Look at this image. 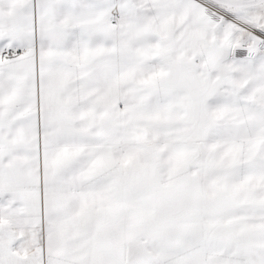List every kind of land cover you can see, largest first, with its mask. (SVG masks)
Here are the masks:
<instances>
[{"label":"snow or ice","instance_id":"1","mask_svg":"<svg viewBox=\"0 0 264 264\" xmlns=\"http://www.w3.org/2000/svg\"><path fill=\"white\" fill-rule=\"evenodd\" d=\"M0 264H264V0H0Z\"/></svg>","mask_w":264,"mask_h":264}]
</instances>
